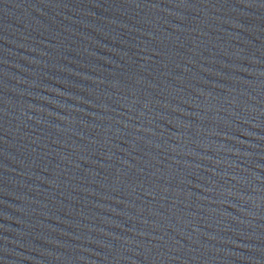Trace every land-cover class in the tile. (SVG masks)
I'll return each instance as SVG.
<instances>
[{
    "label": "water",
    "instance_id": "95a60500",
    "mask_svg": "<svg viewBox=\"0 0 264 264\" xmlns=\"http://www.w3.org/2000/svg\"><path fill=\"white\" fill-rule=\"evenodd\" d=\"M0 264H264V0H0Z\"/></svg>",
    "mask_w": 264,
    "mask_h": 264
}]
</instances>
